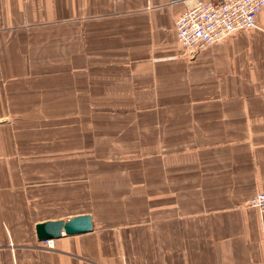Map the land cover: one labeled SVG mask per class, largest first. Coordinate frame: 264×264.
I'll return each instance as SVG.
<instances>
[{"label": "crops", "instance_id": "0c3cea01", "mask_svg": "<svg viewBox=\"0 0 264 264\" xmlns=\"http://www.w3.org/2000/svg\"><path fill=\"white\" fill-rule=\"evenodd\" d=\"M189 2L0 0V264H264V8L191 54Z\"/></svg>", "mask_w": 264, "mask_h": 264}, {"label": "built area", "instance_id": "2783aa9c", "mask_svg": "<svg viewBox=\"0 0 264 264\" xmlns=\"http://www.w3.org/2000/svg\"><path fill=\"white\" fill-rule=\"evenodd\" d=\"M264 0H190L175 21L176 37L188 53L219 44L232 34L254 28ZM248 205L264 214V192L253 194ZM53 248V240L42 241Z\"/></svg>", "mask_w": 264, "mask_h": 264}, {"label": "water", "instance_id": "95a60500", "mask_svg": "<svg viewBox=\"0 0 264 264\" xmlns=\"http://www.w3.org/2000/svg\"><path fill=\"white\" fill-rule=\"evenodd\" d=\"M92 230L91 217L87 214L78 215L67 221H46L35 225L36 238L39 241L54 240L61 237L78 235Z\"/></svg>", "mask_w": 264, "mask_h": 264}, {"label": "rangeland", "instance_id": "374dc122", "mask_svg": "<svg viewBox=\"0 0 264 264\" xmlns=\"http://www.w3.org/2000/svg\"><path fill=\"white\" fill-rule=\"evenodd\" d=\"M88 168H89V184L90 183H94L95 181V175H94V172H95V168H96V162L95 161H91L89 160L88 161ZM91 174H93V177L91 176ZM104 180L105 182L108 181V183L106 184H110L111 182V177H104Z\"/></svg>", "mask_w": 264, "mask_h": 264}]
</instances>
